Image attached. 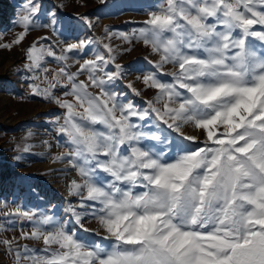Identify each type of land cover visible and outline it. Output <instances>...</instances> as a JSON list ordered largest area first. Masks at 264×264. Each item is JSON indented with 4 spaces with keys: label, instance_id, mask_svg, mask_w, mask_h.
Listing matches in <instances>:
<instances>
[{
    "label": "snow or ice",
    "instance_id": "snow-or-ice-1",
    "mask_svg": "<svg viewBox=\"0 0 264 264\" xmlns=\"http://www.w3.org/2000/svg\"><path fill=\"white\" fill-rule=\"evenodd\" d=\"M41 9L26 0L14 22L22 31L0 48L40 27L62 35L55 11L37 23ZM114 38L158 59L126 69ZM48 39L24 49L23 72L32 96L63 110L52 123L65 150L52 161L75 171L67 193L78 203L66 219L6 213L31 224L0 240L13 264H264V0H158L131 34L106 26L102 38L70 42L69 33L59 54ZM92 45L103 51L76 59ZM133 72L143 89L124 87L134 96L155 90L143 105L116 90Z\"/></svg>",
    "mask_w": 264,
    "mask_h": 264
},
{
    "label": "rangeland",
    "instance_id": "rangeland-1",
    "mask_svg": "<svg viewBox=\"0 0 264 264\" xmlns=\"http://www.w3.org/2000/svg\"><path fill=\"white\" fill-rule=\"evenodd\" d=\"M3 1H8L13 11L3 23L0 18V24L2 23L0 43H10L16 33L22 31L20 27L14 26V22L22 12L26 0ZM38 2L42 4V9L37 17V23L41 25L48 23L50 17L47 13L55 11L58 19L57 29L62 35L54 36L50 29L40 27L32 30L21 44L14 45L11 49L0 48V240L19 237L22 224L24 231L30 230V222L5 215L14 212L16 208L35 212L38 217L41 214H48L66 219L65 208L69 204L78 203L77 197L69 196L67 193L68 182L76 178L75 171L69 168L66 162L52 161L53 155L65 150L57 146L60 137L52 123L56 117L63 114V110L41 97L30 94L28 81L25 79L28 74L23 72L24 49L40 37H48L47 41L42 42L54 45L59 54L61 45L57 41L69 36V33L72 37L70 42H75L76 37L102 38L106 26L113 32L131 34L134 29L142 26L145 13L158 0H106L104 5H101L99 0H38ZM56 5L61 7L56 8ZM2 13L6 15L7 11L5 9L0 11L3 18ZM79 15H87L95 27L89 29L82 22H78L76 18ZM6 21L9 22L3 25ZM111 44L120 51L117 63L126 69L131 66L147 71L151 66L144 57L153 61L158 59L142 42L133 41L131 45H126L124 41L114 38ZM125 47L132 50L123 51ZM96 50L103 51L101 46L92 45L84 53L78 54L76 59H80L82 63L83 59L92 58ZM69 63L72 64L71 70L75 71L78 65L72 60ZM46 66L53 70L58 67L52 58H49ZM164 71L172 72L175 69L171 65H166ZM137 75L140 73L133 72L128 75L116 90H123L128 99L137 105H143L144 101L152 98L155 90H146L141 96H134L124 87L132 81L134 87L143 89V85L135 80ZM57 94L62 95V90L57 91ZM186 131L193 133L191 128H186ZM18 146H28L30 151L23 152ZM17 156L20 158L15 159ZM90 226L95 227V222H91ZM19 243L27 244L31 248L42 247V243L38 241L24 240ZM13 260L14 256L0 245V264H13Z\"/></svg>",
    "mask_w": 264,
    "mask_h": 264
},
{
    "label": "bare ground",
    "instance_id": "bare-ground-1",
    "mask_svg": "<svg viewBox=\"0 0 264 264\" xmlns=\"http://www.w3.org/2000/svg\"><path fill=\"white\" fill-rule=\"evenodd\" d=\"M2 6V7H1ZM0 11L1 10H4L5 9V11H7V14L6 15H4V13H2L3 15H4V17L2 18L1 17V15H0V18L3 20L2 21V23L4 22V20H5V18H7V17H10L11 15H12V11L13 10H11V8H10V6H9V4H8V1H0ZM9 11V12H8ZM9 19V18H8ZM7 22H9V21H6L3 25H6L7 24ZM2 23L0 24V25H2Z\"/></svg>",
    "mask_w": 264,
    "mask_h": 264
}]
</instances>
